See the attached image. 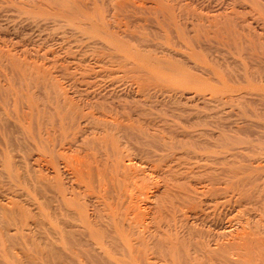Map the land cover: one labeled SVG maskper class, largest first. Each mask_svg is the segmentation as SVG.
Masks as SVG:
<instances>
[{"label": "rangeland", "instance_id": "1", "mask_svg": "<svg viewBox=\"0 0 264 264\" xmlns=\"http://www.w3.org/2000/svg\"><path fill=\"white\" fill-rule=\"evenodd\" d=\"M127 159L154 262L264 264V0H0V264H108L51 181Z\"/></svg>", "mask_w": 264, "mask_h": 264}, {"label": "bare ground", "instance_id": "2", "mask_svg": "<svg viewBox=\"0 0 264 264\" xmlns=\"http://www.w3.org/2000/svg\"><path fill=\"white\" fill-rule=\"evenodd\" d=\"M62 133L64 135V133H66V132L63 130ZM67 133H68V131H67ZM65 137L66 136H63V138H65ZM63 138L61 136V139H63ZM66 139H67V137L65 138V140ZM59 141H61V140H59ZM64 142L63 141L60 142L61 147H62V143L65 145L66 142L65 143ZM107 146H109V145H107ZM64 148H62V149L64 150ZM101 148H103V147H101ZM108 148H105V149H108ZM62 156H63V154H62ZM64 156L62 158H64ZM107 157H109V156H107ZM115 158H116V155H115ZM106 159H108V158H106ZM75 160H77V159H75ZM66 161L68 162L67 158L65 159L64 164ZM81 161H83V160H81ZM111 161H113V159ZM76 162H78L77 165L74 166L73 171H71L72 176L74 175V178L77 181V185H76L77 188L76 187L75 188L78 189V187H79V189L83 190V195L88 194V195H90V197L93 198L91 200L93 202V204L90 203L93 208H92V211H90L88 209L89 207H86L87 206L86 204L81 202V200L79 202L75 198H74V200L72 198V200L77 201V202H73V203L71 202V199L69 197L71 195L70 194L68 195V192L65 189L66 187H63L65 184L62 185V182H61L62 179L60 178L61 175H58L59 172H61V171L57 170L56 174L59 178L58 177L56 178L54 176L55 178L52 177L53 180L51 181L52 182L51 185L55 182L51 187L55 189L54 191L56 192V194H54V191L53 192L51 191V189H50L51 187L49 189L54 195H57L55 197V199L59 203L58 204L59 209L58 208L57 209L59 210V213L61 214V216L62 217L68 216V218H69V216H71V218H73L75 220V224L73 226L74 227L77 226L79 228V230L81 231V236H82L83 241L87 242L89 245H92L93 247H96V249L98 248L99 255H101L100 257L104 258L105 262H107L108 264H158L157 261L154 262V260L158 259L157 256H155V255L151 256V254L155 253L154 251L148 252L145 250H141L138 247L141 244H144L145 242H147L146 241L147 237L145 234V228L147 227V226H145L146 219H145V217H143L144 220L141 219L143 216L141 214L145 215V212L147 210L145 211L146 205L144 206L140 202H138L140 197L138 198V196L135 195V191H133V188H135V187H136L135 189H137L138 187H139V189L141 188L139 185V184H141L140 183L141 180L138 178L141 176H138L140 174H136L135 172L136 171L137 172H144V171L136 170V168L138 166H135L134 161L132 159H129V160L127 159V161L124 160L123 162L120 160L117 161L122 165L121 167L120 166L118 167L117 165L119 163L117 165L115 164L119 169H116L115 165H113L114 167L111 168L110 167L111 162L108 163L107 161H106L107 163L106 162L103 163V164L106 163L105 165H103V164L101 166L97 165L96 168L90 167V165H87V162H86V165L82 164L79 161H76ZM69 163L72 164V160L69 161ZM67 164L65 166H67ZM107 164L110 165L109 166L110 168L108 167ZM103 166H104V168H101ZM54 167H57V166H54ZM57 168L60 169L59 167H57ZM122 168L125 170V174L123 173ZM68 169H69V167H68ZM120 169H121V172L124 174L123 175L120 172L123 176L122 175L118 176L117 171H119ZM139 169H141V168H139ZM139 180H140V182H139ZM48 183H49V181H48ZM73 186H75V184ZM72 187H71V190H72ZM79 189L76 191H79ZM81 190L79 191V193L81 192ZM147 191H144L141 193L143 195L145 194L146 197H148ZM71 194H73V192ZM81 194H82V192H81ZM166 194H168V192ZM150 195L148 198H150ZM78 196H80V194ZM72 197H75V196H72ZM135 197H136V199H135ZM76 198H78V197H76ZM137 198H138V200H137ZM135 200H137V201H135ZM166 200H167V198H166ZM87 204H88V202H87ZM163 204L165 205V203H163ZM38 206H39V204H38ZM47 206L48 205H46V207ZM165 207H166V205H165ZM140 216H141V218H140ZM58 234H59V236L63 237V235L60 231ZM64 237H65V235H64ZM237 237H239V236H237ZM79 238H81V237L79 236ZM233 238H231L230 240L225 241V242L223 241L222 244L220 242V245L218 243L217 250H215V249H213V250H215V252L218 250H221L224 257L227 254L229 255L231 253L237 254L238 256H240V255L242 256V254H239V252H240L239 250H243L245 247V244H247L249 242L248 241H247V243H245L244 241L243 242H237L240 239L236 240L237 238L235 237L236 239L234 238L235 239L234 240ZM61 239H63V238H61ZM170 243H172V242H170ZM169 246H172V244ZM90 247L91 246H89V248ZM177 248H175L176 252H177ZM234 249H238V250L235 252ZM95 251H97V250H95ZM220 256L222 257V255H220ZM160 259L162 260V256ZM160 259H159V261H160ZM166 259L168 260V258H166ZM174 259H176V257ZM179 261L178 262L175 261V262H173V264H180ZM233 262H235V261H233ZM79 263L83 264L82 260H79ZM97 264H101V263L98 261ZM102 264H105V263H102Z\"/></svg>", "mask_w": 264, "mask_h": 264}]
</instances>
